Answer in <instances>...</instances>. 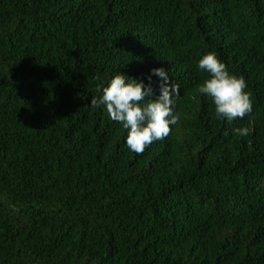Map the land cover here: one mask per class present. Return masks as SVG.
I'll use <instances>...</instances> for the list:
<instances>
[{
    "label": "trees",
    "instance_id": "1",
    "mask_svg": "<svg viewBox=\"0 0 264 264\" xmlns=\"http://www.w3.org/2000/svg\"><path fill=\"white\" fill-rule=\"evenodd\" d=\"M209 52L244 118L198 92ZM161 67L180 121L137 155L90 103ZM0 264H264V0H0Z\"/></svg>",
    "mask_w": 264,
    "mask_h": 264
},
{
    "label": "clouds",
    "instance_id": "2",
    "mask_svg": "<svg viewBox=\"0 0 264 264\" xmlns=\"http://www.w3.org/2000/svg\"><path fill=\"white\" fill-rule=\"evenodd\" d=\"M197 67L208 73L198 86V92L212 99L218 119L231 123L252 112L251 93L245 91L246 81L230 74L214 52L205 54ZM151 74L162 78L158 96L154 97L151 75L145 85L143 80L118 73L103 87L102 95L93 97L90 103L93 108L104 106L109 118L127 130L126 144L137 155L143 154L154 141L168 137L171 126L180 121L179 113L174 111L180 94L178 85L170 82L168 72L162 67L153 68ZM234 132L243 137L249 135L251 129L241 127Z\"/></svg>",
    "mask_w": 264,
    "mask_h": 264
}]
</instances>
